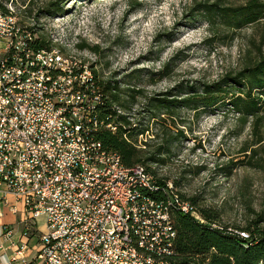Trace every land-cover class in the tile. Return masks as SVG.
Returning <instances> with one entry per match:
<instances>
[{
  "label": "built area",
  "instance_id": "obj_1",
  "mask_svg": "<svg viewBox=\"0 0 264 264\" xmlns=\"http://www.w3.org/2000/svg\"><path fill=\"white\" fill-rule=\"evenodd\" d=\"M16 1L0 0V218L5 207L19 219L0 224V264H170L172 212L205 219L172 182L102 144L97 132L115 126L99 116L95 76L23 22Z\"/></svg>",
  "mask_w": 264,
  "mask_h": 264
},
{
  "label": "rangeland",
  "instance_id": "obj_2",
  "mask_svg": "<svg viewBox=\"0 0 264 264\" xmlns=\"http://www.w3.org/2000/svg\"><path fill=\"white\" fill-rule=\"evenodd\" d=\"M205 1L214 0H17L15 9L41 38L86 65L96 82L117 81L124 107L113 108L132 126H149L151 132L138 137L148 155L163 136L149 120V98L192 95V86L234 76L264 53V20L235 31L210 24L194 10ZM177 113L166 123L173 136L182 132L166 162L146 165L186 198L194 197L198 208L216 210L221 226L241 229L259 219L264 228V115L243 121L224 108L198 117L189 108ZM8 220L4 216L0 224ZM37 250L33 237L27 258Z\"/></svg>",
  "mask_w": 264,
  "mask_h": 264
},
{
  "label": "trees",
  "instance_id": "obj_3",
  "mask_svg": "<svg viewBox=\"0 0 264 264\" xmlns=\"http://www.w3.org/2000/svg\"><path fill=\"white\" fill-rule=\"evenodd\" d=\"M240 1L237 4H228L221 0L205 1L197 3L194 10L201 13L210 24L218 21L232 31L264 20V0ZM48 44L49 42L42 39L38 45ZM168 65L169 63L165 68ZM116 82H97L103 98L99 116L115 126L114 131L102 128L97 132V138L106 148L117 152L124 165L142 164L153 174L146 162L165 163L175 135L182 132L177 130L173 136L166 123L167 119H173L172 116H178L179 109L189 108L198 117L204 112L224 108L237 113L243 121L250 117L257 121L264 115V53H260L257 59L246 63L234 76L226 74L212 83H201L197 88L192 86V95L179 99L168 98L167 94L165 97L149 98V120L154 122L155 127L162 129L163 136L154 151L146 155L142 147L146 142L138 137L146 136L151 130L148 125L132 126L133 123L126 115L113 108V104L124 107L120 102ZM150 195L159 196V193L150 192ZM188 200L196 206L194 197ZM196 208L206 223L178 211L172 212L176 237L170 264H264V228L258 226L259 219L252 220L241 228L249 233L248 239H242L227 232L226 226L220 230L209 225L219 222V213L216 210Z\"/></svg>",
  "mask_w": 264,
  "mask_h": 264
},
{
  "label": "crops",
  "instance_id": "obj_4",
  "mask_svg": "<svg viewBox=\"0 0 264 264\" xmlns=\"http://www.w3.org/2000/svg\"><path fill=\"white\" fill-rule=\"evenodd\" d=\"M4 216H9V220L6 221V223H14L16 220L19 219L18 215H12L5 207L2 208V217L0 218V220L4 217ZM21 226H15V230L19 231ZM16 236L19 237V233H16ZM15 236V237H16ZM17 237V238H18Z\"/></svg>",
  "mask_w": 264,
  "mask_h": 264
}]
</instances>
